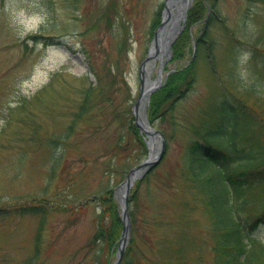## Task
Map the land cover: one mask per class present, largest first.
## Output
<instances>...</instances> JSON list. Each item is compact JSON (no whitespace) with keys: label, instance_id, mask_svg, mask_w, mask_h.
I'll return each mask as SVG.
<instances>
[{"label":"rangeland","instance_id":"obj_1","mask_svg":"<svg viewBox=\"0 0 264 264\" xmlns=\"http://www.w3.org/2000/svg\"><path fill=\"white\" fill-rule=\"evenodd\" d=\"M164 1L0 0V207L37 203L42 197L52 204L41 228L38 254L40 216L0 215V264H94L97 247L90 239L100 206L92 195L108 185L114 192L140 160L126 145L116 160L110 157L109 140L98 136L94 123L101 120L99 130L112 136L118 123L108 119V112L96 118L95 103L89 119L83 117L75 124L71 144L56 137L65 132L77 111L81 87L86 81L95 83L90 67L102 77L109 70L114 73L112 102L103 103L110 113L117 107L132 108L138 96L139 64L151 47L157 26L153 22L156 17L161 20ZM212 6L219 17L210 30L214 67L208 56L200 57L196 81L178 101L173 118L153 120L155 128L169 135V145L150 174L145 171L142 181L137 184V179L130 188L137 185L129 241L133 236L134 246L141 250L159 247L157 241L166 230L155 222L161 217L177 220L173 199H178L179 186L183 187L181 165L188 139L184 128L198 125L202 109L216 91H233L232 61H238L239 78H256L258 86L257 79H262L264 87V73L251 67L245 53L263 51L264 0H214ZM201 26L202 21L190 27L192 38ZM192 46L189 41L186 54L176 60L171 45L163 71L182 68ZM155 75L156 68L150 77ZM36 125L39 132L33 134ZM191 198L189 231L204 248L200 264H209L208 217L193 193ZM253 234L264 240V226H257ZM116 247L117 241L109 253L102 254L103 262L114 261ZM140 263L145 261L137 256L135 264Z\"/></svg>","mask_w":264,"mask_h":264},{"label":"trees","instance_id":"obj_2","mask_svg":"<svg viewBox=\"0 0 264 264\" xmlns=\"http://www.w3.org/2000/svg\"><path fill=\"white\" fill-rule=\"evenodd\" d=\"M213 4L214 0H194L189 8L184 30L172 44L173 59L179 60L186 54L184 48L189 41L196 45L195 54L194 57L190 55L182 68L170 72L165 82L151 94L147 108L148 120L151 123L157 117L173 118L178 101L186 96L196 81V66L200 57L208 56L214 67L210 30L217 25L219 17L214 7H210ZM110 21L108 18L109 23ZM201 21V28L192 38L190 27L201 24ZM153 23L157 25L159 19L156 17ZM245 53L248 54L247 61L251 63V67L259 68L260 74H263L264 48L263 51L252 49ZM237 62L236 59L232 61L233 66L229 71V82H236L233 91L227 93L226 90H215L216 93L208 98L202 114L199 115L198 125L184 128L188 139L181 165L183 187L179 186L181 195L178 199H173L178 208L177 220L161 217L155 222L156 226L166 230L157 241L159 247L152 248L150 245L146 251L136 248L132 236L123 253L122 264H135L137 256L142 257L145 264L201 263L204 248L189 231L192 223L190 213L194 206L192 193L202 204L208 217V230L212 239V258L209 264H264V240L253 234L257 226H264V87L262 79H257L258 86L256 78H248L245 81L244 78H239L236 73ZM89 70L95 75V83L86 81L81 87L78 92L80 102L77 111L65 132L56 139L67 141L66 145L71 144L69 141L74 135L75 124L83 117L89 119L95 103L99 111L96 118H101V113L108 112V119L118 123L114 136L99 130L101 120L97 119L94 123L98 136L104 135V138L109 140L106 150L110 157L116 160L126 145L134 149L137 160H141L147 153V147L143 135L134 125L131 108L117 107L110 113L111 110L108 111L103 105L105 101L112 102L114 73L107 71L105 78L93 67ZM32 129L33 134H38V125ZM164 134L169 145V135ZM150 172L151 170L148 174ZM148 174L144 178H148ZM141 181L142 179H138L136 183ZM136 187L137 185L129 195V215L133 225L135 217L132 203L137 199ZM45 199L42 197L37 203H22L12 208L0 207L1 216L13 213L40 216L35 254L39 251V236L45 214L52 206ZM92 199H97L100 206L90 239L92 246L97 247L94 264H108L102 261V254L109 253V249L120 236L122 222L119 206L110 185L95 191Z\"/></svg>","mask_w":264,"mask_h":264},{"label":"water","instance_id":"obj_3","mask_svg":"<svg viewBox=\"0 0 264 264\" xmlns=\"http://www.w3.org/2000/svg\"><path fill=\"white\" fill-rule=\"evenodd\" d=\"M170 0H165L163 16L160 24L154 31L153 43H156L157 38L164 31L163 26L166 24V18L168 17V3ZM191 1L188 0L185 5L180 7V11L175 16L169 25V31L166 33V40L161 47V55L166 54L169 57L171 50L170 45L175 40L179 32L181 31L183 24L180 21H184L186 16V9L190 5ZM169 22V18H168ZM151 50L148 52L146 57L140 62L139 65V93L138 97L133 103L132 113L134 115V124L139 128L141 133L146 136V144L148 147L147 156L141 160V162L134 167H132L126 174L123 181L118 185L115 191V197L119 202L120 216L122 220L121 234L118 240V245L115 254V260L111 264H121V258L130 234V218L128 213V196L130 188L134 181L141 177L142 174L147 171L150 167L154 166L161 159L165 147V137L163 133L152 126L146 117V108L148 105L149 97L151 93L161 85V76L157 73L154 80L150 79L149 72L145 70V65L151 58ZM165 59L160 62L159 69H162V64Z\"/></svg>","mask_w":264,"mask_h":264},{"label":"bare ground","instance_id":"obj_4","mask_svg":"<svg viewBox=\"0 0 264 264\" xmlns=\"http://www.w3.org/2000/svg\"><path fill=\"white\" fill-rule=\"evenodd\" d=\"M188 0H170L168 3V17L166 18V24L163 26L164 31L161 35L157 38V41L154 45H152V55L149 62L145 65V70L147 72H151L153 69L156 68V71L159 70V62L163 60L164 55H161V47L166 40V33L169 31V25L171 20L177 16L180 11V7L185 5ZM169 18V22H168ZM160 49V50H159ZM158 63V64H157ZM157 65V67H156Z\"/></svg>","mask_w":264,"mask_h":264}]
</instances>
